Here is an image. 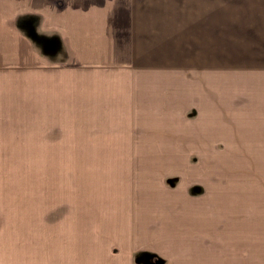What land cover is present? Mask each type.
Returning <instances> with one entry per match:
<instances>
[{
    "label": "rangeland",
    "instance_id": "1",
    "mask_svg": "<svg viewBox=\"0 0 264 264\" xmlns=\"http://www.w3.org/2000/svg\"><path fill=\"white\" fill-rule=\"evenodd\" d=\"M213 4L215 33L205 34V49H189L192 42L184 34L183 41L168 44L173 49H153L146 55L127 50L129 59L121 50L119 66L98 68L111 74L126 69L161 73L174 80L161 92L167 97L193 96L199 88L213 95L204 97L206 105L191 96L192 104L184 109L191 115L197 108L221 113L219 122H209L214 139L206 141L215 145L205 140L193 144L184 137L161 139L162 125L147 127L135 115L115 120L119 115L109 112L97 122V115L87 114L70 97L79 96V82L69 87L97 67L69 65L61 61L59 48L44 53L55 62L34 66L37 73H58L49 75L51 80L0 67V264H264V135L254 137L260 131L252 130V144L229 135L237 125L231 112L251 113L264 124V0ZM133 51L135 57H130ZM205 52L210 53L208 60ZM122 57H146L150 64L124 65ZM213 60L214 76L210 69L195 66ZM62 74L70 84L66 80L63 86ZM157 80L152 79V86L160 95ZM149 164L164 170L154 176L156 169L150 172ZM148 172L153 180L146 178ZM147 185L169 193L183 188L188 198L217 192L216 219L208 214L199 225L207 233L224 229L229 244L198 233L193 235L198 240L185 239L184 246L187 230L182 237L181 229L173 232L174 239L172 233L163 236L170 239L165 247L152 232L160 230L159 220L145 226L139 213L148 208L174 212L175 205L166 206L169 199L152 205L143 195ZM145 238L148 245H138Z\"/></svg>",
    "mask_w": 264,
    "mask_h": 264
},
{
    "label": "crops",
    "instance_id": "2",
    "mask_svg": "<svg viewBox=\"0 0 264 264\" xmlns=\"http://www.w3.org/2000/svg\"><path fill=\"white\" fill-rule=\"evenodd\" d=\"M213 3L214 0H0V67H16L18 69L10 71V74L23 76L42 74L51 80L52 77L49 75L56 76L58 73L41 72L43 70L37 73L34 66H47L48 63L55 62V59H50L44 53L47 50L59 48L64 55L61 61L69 65L85 67V69L97 67L94 72H84L80 75V79L73 81L70 86L71 79L69 81L67 78L65 79V74H62L61 80L64 83L63 86L67 80L69 83L67 86L71 89L76 87L75 82H79L81 88L79 96L74 97L70 94V97L78 99L79 105H83L87 114L97 115V122H100L104 118V114L109 112L119 115L115 120L118 118L125 120L124 115L128 117L135 115L137 117L135 121L141 122L147 127L152 126L159 129L158 127L162 125L164 132L158 134L161 139L174 137L182 139L184 137L193 140V144H201L200 140L214 139L210 134H214L215 128H210L209 122H219L220 112L210 110L211 108L206 111L203 108H197L195 114H189V110L184 107L192 104L188 99L192 95L182 96L180 95L182 90H179L180 96L176 94H168V97L163 96L161 92L167 91V82L171 85L170 82L174 80L166 79L165 75L161 73L152 74L151 70L137 73L134 70L130 72L126 69V72L111 74V72H104L102 68L98 67L119 66L121 50H123V57L125 53L128 58L127 50L142 51L146 55L153 49H173V47H168V44L183 41L184 34L192 42V47L189 49L192 51L205 49V43L209 41L205 34L215 33L212 28L217 14L215 15L216 12L213 10ZM150 54L148 55L150 56ZM133 55L130 57H135L134 51ZM203 56L208 60L210 53L205 52ZM123 57L122 61H127L123 60ZM148 59L150 60V58ZM149 60L147 61V58L144 57L143 60L135 61L134 58L124 65L144 66L150 64ZM201 61L206 62L203 59ZM214 62L213 60L209 64L198 63L195 66H204L212 70H208V72L214 76L216 71L213 68L217 65ZM198 68H195L196 73H198ZM202 75L208 74L203 73ZM219 75H224V73H219ZM153 76L158 78L160 95H157L153 89L152 82H156L152 81ZM185 82L190 84L187 83L190 82L189 80ZM162 85L165 88H162ZM185 88L190 93L189 87ZM199 90L200 88L197 91L199 94L192 96L197 97V100L200 98L198 103L206 105L208 98L213 99V95L204 94L205 90L204 93H200ZM204 97L207 99L205 100ZM155 107L160 109L155 111ZM131 111L135 113H130ZM231 114L232 117H230V113L229 117L237 121L235 122L237 125L231 128V134H229L231 139H236L235 137L240 135L241 139L247 140V144H252L253 142L249 141L252 130L260 131V134L253 132L254 137L264 135V124H258V121L256 122V119L252 118L251 113L242 111L236 115L233 112ZM91 120H95V118H91ZM196 129L200 130L196 131ZM148 136L150 137V135ZM206 142L204 144H216L214 141ZM151 143L160 144V142ZM222 143L227 144L228 142L222 141ZM149 165L151 166L150 172L156 169L154 176L164 170L158 168L156 164L154 167L153 164ZM150 172L146 178L153 180ZM182 189L169 193L161 192L163 189H158L154 185H147L143 195L147 200L149 199L152 205L155 202H162L164 199L166 203L169 199L171 203L168 202L166 206L168 204L175 205L176 211L172 212L167 208L145 209L141 214L139 213L143 218L141 221H147L144 225L149 226L150 220L153 222L159 220L160 230L157 233L152 232L162 238L167 248H169L167 241L169 244L170 239L165 240L163 236L170 237L172 233L173 237V232L181 229L183 230L182 237L185 234L184 230H187V236L183 239L184 246L187 245L185 239L198 240L195 239L198 237L193 236L198 233L212 235L213 238L216 237L219 241L225 240L229 244L230 239L225 237L224 229L207 233L205 230H201L199 225L203 216L204 220L209 218L208 214L216 217L215 200L218 197L215 194L217 192L214 194L211 191L214 196L209 195L208 192L202 197L189 196L190 198H188L184 196ZM164 193L169 195L168 198H164L166 197ZM210 197L212 199H209ZM148 240L149 238H145V241L139 242L138 245H148ZM128 244L125 248L129 246ZM134 245H137V242ZM161 246L159 245V247Z\"/></svg>",
    "mask_w": 264,
    "mask_h": 264
},
{
    "label": "water",
    "instance_id": "3",
    "mask_svg": "<svg viewBox=\"0 0 264 264\" xmlns=\"http://www.w3.org/2000/svg\"><path fill=\"white\" fill-rule=\"evenodd\" d=\"M159 264V263H158Z\"/></svg>",
    "mask_w": 264,
    "mask_h": 264
}]
</instances>
